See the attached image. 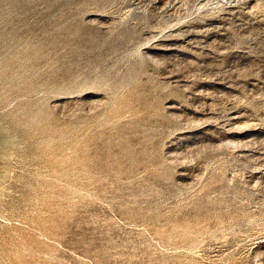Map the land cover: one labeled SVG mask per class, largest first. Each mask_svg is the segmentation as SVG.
Listing matches in <instances>:
<instances>
[{
  "label": "rangeland",
  "instance_id": "obj_1",
  "mask_svg": "<svg viewBox=\"0 0 264 264\" xmlns=\"http://www.w3.org/2000/svg\"><path fill=\"white\" fill-rule=\"evenodd\" d=\"M0 264H264V0H0Z\"/></svg>",
  "mask_w": 264,
  "mask_h": 264
}]
</instances>
